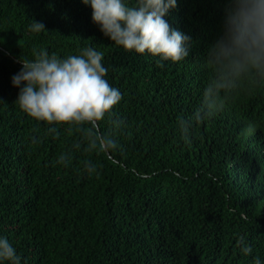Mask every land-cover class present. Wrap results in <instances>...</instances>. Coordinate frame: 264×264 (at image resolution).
Instances as JSON below:
<instances>
[{
	"label": "trees",
	"instance_id": "16d2710c",
	"mask_svg": "<svg viewBox=\"0 0 264 264\" xmlns=\"http://www.w3.org/2000/svg\"><path fill=\"white\" fill-rule=\"evenodd\" d=\"M224 9V0H177L165 19L192 44L159 67L105 37L83 0H0V236L21 264H264V83L230 92L187 138L178 125L203 103ZM32 20L47 31H29ZM85 48L103 54L105 79L122 94L109 154L76 148L67 126L49 132L16 104L19 57ZM98 124L109 131L108 118ZM249 124L255 132L242 134Z\"/></svg>",
	"mask_w": 264,
	"mask_h": 264
},
{
	"label": "clouds",
	"instance_id": "9594fccd",
	"mask_svg": "<svg viewBox=\"0 0 264 264\" xmlns=\"http://www.w3.org/2000/svg\"><path fill=\"white\" fill-rule=\"evenodd\" d=\"M90 5L93 23L105 37L125 51L148 53L164 61L180 62L189 55L191 37L173 29L165 17L177 7V0H83ZM224 16L212 43L207 48L210 75L202 105L193 117L178 119L180 131L187 138L192 123H201L222 107L233 90L248 83H264V0H224ZM29 31H47L43 22L32 20ZM33 58H18L21 70L12 77L19 89L16 104L20 111L36 122H45L49 132L67 126L84 145L86 153L109 154L118 148L114 138L122 121L113 120V110L122 100L119 89L105 79L103 54L85 48L79 55L60 59L48 51L33 50ZM109 120L110 128L102 132L98 122ZM54 126V127H53ZM256 125L249 124L242 134L251 135ZM59 162L69 161L68 154ZM89 172L95 171L85 161ZM241 252L252 254L250 244L241 240ZM0 264H21V257L7 237L0 236ZM254 264H262L259 256Z\"/></svg>",
	"mask_w": 264,
	"mask_h": 264
}]
</instances>
